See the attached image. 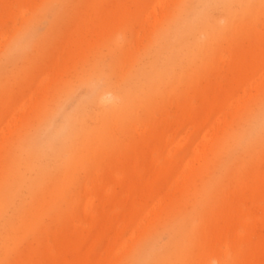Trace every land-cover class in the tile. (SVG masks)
<instances>
[{
    "label": "bare ground",
    "instance_id": "6f19581e",
    "mask_svg": "<svg viewBox=\"0 0 264 264\" xmlns=\"http://www.w3.org/2000/svg\"><path fill=\"white\" fill-rule=\"evenodd\" d=\"M147 1L120 0L110 17L137 16ZM169 1L171 12L164 10L166 0L145 9L154 24L161 18L164 25L144 62L119 80L95 64L81 79L89 95L51 132L55 116L72 99L70 85L64 98L44 109L35 101L18 124L0 97V264H264V163L254 171L248 166L264 147V101L238 127L231 121L219 126L222 116L213 132L201 123L192 145L181 140L175 151L176 124L168 114H185L187 106L172 109L168 101L158 109L154 98L171 68L209 60L210 45L235 31V14L249 0ZM86 14L82 29L102 36L107 25ZM95 14L107 16L108 9ZM33 21L38 25L15 36L0 62V87L27 51L40 46L43 18ZM65 48L69 73L72 47ZM114 48L122 49L116 41ZM238 54L227 61L217 52L219 64L228 65V91L220 87V97L228 92L235 98L247 71L264 61L262 47ZM143 98L159 118L139 106ZM199 100L207 114L215 109L209 99ZM191 153L180 171L179 162ZM117 204L129 213L120 232L126 215L109 217L105 211ZM128 231L133 244L119 259L116 251L96 253L101 242Z\"/></svg>",
    "mask_w": 264,
    "mask_h": 264
},
{
    "label": "rangeland",
    "instance_id": "374dc122",
    "mask_svg": "<svg viewBox=\"0 0 264 264\" xmlns=\"http://www.w3.org/2000/svg\"><path fill=\"white\" fill-rule=\"evenodd\" d=\"M152 1L154 0L142 3L136 10L137 16L121 14L113 19L110 17L112 10L120 0H0V62L4 61L7 49L15 36L27 25L36 27L38 21H33L36 17L43 18L41 26L37 28V40L40 41L37 51H27L24 62L19 63L14 75H11L9 80L6 79L0 87V90L3 89L2 93H5L4 96L0 93V97L10 106L8 116H18L15 119L18 124L19 118L27 119L35 101L44 109L49 103L54 104L64 98L68 84L72 99L66 102L61 112L55 116V121L48 130L51 132L64 123L68 113L74 112V104L79 99L89 95L90 89L81 79L95 64L100 63L103 70L114 80H119L134 67L137 68L149 54L150 43L163 31L164 21L159 18V24L156 25L145 13L146 7L152 4ZM103 6L108 9L107 16L95 14ZM172 9V1L166 0L164 10L171 12ZM86 13H91L94 19H101L107 25V30L102 36L82 29ZM191 15L192 13H189V17ZM234 27L235 31L231 35H224L218 40V46L215 43L210 45L208 61H189L183 67L171 68L166 82L156 89L154 98L158 109L167 105L168 101V107L172 109L181 103L187 106L185 114L175 111L168 114L170 121L176 124L174 132L171 133V148L175 151L181 140L185 139L187 144L192 145L195 130L201 123L213 132L215 120L222 116L219 126L224 127L231 121L234 122L233 128L238 127L250 111L258 109V105L264 101V61L260 62L258 69L247 71L248 76L241 81L235 98L228 92L226 97L218 96L219 88L223 85V89L228 91V65L219 64L217 52L222 51L227 61H230L244 48H264V0H249L244 3L242 9L235 14ZM259 35H263L262 41L258 40ZM115 41L121 45V50L114 48ZM69 45L72 47L73 61H69L70 71L66 73L64 52L68 49L65 47ZM53 57H57V60L53 61ZM125 57L129 60L122 61ZM165 94L168 99H165ZM114 96L112 95V98ZM199 98L212 101L215 109L207 114L205 107L200 106ZM151 105L146 99H139V106L152 111L154 116L159 118V110ZM196 107L198 110L192 113ZM141 119L137 117L134 122L138 123ZM15 127L11 126V130ZM123 140L128 141L127 137ZM112 152L106 151L108 155H112ZM192 155L193 153L179 162L180 171L184 170L188 160L193 159ZM256 156V161L248 163L253 171L264 163V147L258 150ZM105 211L109 217L116 213L126 215L124 221L118 223V232L127 225L129 213L120 204ZM76 217L72 214V218ZM130 237L129 231L124 232L117 240L111 236L108 242L104 241L98 245L96 253L107 256L108 253L116 251L117 257L114 259H119L120 255L130 250L133 244Z\"/></svg>",
    "mask_w": 264,
    "mask_h": 264
}]
</instances>
